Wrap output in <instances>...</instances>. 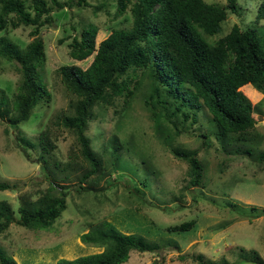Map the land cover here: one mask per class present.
<instances>
[{
  "label": "rangeland",
  "instance_id": "obj_1",
  "mask_svg": "<svg viewBox=\"0 0 264 264\" xmlns=\"http://www.w3.org/2000/svg\"><path fill=\"white\" fill-rule=\"evenodd\" d=\"M57 1L72 6L53 11L52 24L39 31L45 57L40 76L49 97L38 102L18 131L6 120L13 112L0 120V182L15 189L0 192V203H6L18 219L17 210L23 201L37 198L49 182H54L67 185L66 210L48 230L10 225L0 236L2 252L17 264H58L60 260L100 254L103 249L83 244L81 236L106 222L124 235H138L160 247L167 243L177 247L165 248L170 251L159 254L132 252L124 264H152L162 259L163 264H264V216L249 217L253 207L264 210V160H259L264 154V94L252 86L244 89L257 120L251 131L253 140L239 144L242 149L251 150L249 156L233 153V147L226 144V151L222 150L206 110L189 111L196 115V121L191 123L189 119L184 123L183 133L173 145L185 151L198 150L201 182L198 187H191L187 164L175 159L155 133L152 115L145 105L151 94V80L146 72L138 70L128 81L133 95L126 104L120 96L114 108L96 104L92 110L86 136L112 172L98 182L94 178L82 182L79 189V178L88 167L80 157L74 134L60 122L63 116L73 113L76 98L63 86L59 69L76 66L85 70L92 62L93 55L81 62L69 56L72 38L84 27H97V47L111 31L130 29L132 19L129 10L116 15L115 0H85L87 7L74 6L77 0ZM204 1L226 4V0ZM236 1L239 11L227 16L221 36L233 25L245 29L256 24L255 11L260 0ZM31 29H8L0 37L11 40L23 51L33 40L29 36ZM20 83L14 66L0 58V91L9 102ZM43 132L55 149L44 155L37 145L26 157L16 137L36 145ZM205 139L210 146L202 145ZM113 140L120 145V152L114 156L109 154ZM126 141H131L132 149L123 148ZM123 179L131 181L133 193L123 187ZM189 220H195L196 226L188 233L165 232V228Z\"/></svg>",
  "mask_w": 264,
  "mask_h": 264
},
{
  "label": "trees",
  "instance_id": "obj_2",
  "mask_svg": "<svg viewBox=\"0 0 264 264\" xmlns=\"http://www.w3.org/2000/svg\"><path fill=\"white\" fill-rule=\"evenodd\" d=\"M115 2L117 16L130 11V29L111 31L96 47L98 29L87 25L72 38L69 56L81 62L93 55L92 62L85 70L76 66L59 69L63 86L76 98L73 113L63 116L60 122L74 134L80 157L88 167L79 178L78 188L82 189V182L86 183L91 178L98 182L112 172V168L104 165L92 149L86 130L96 104L114 108L120 96L127 103L133 95L128 81L138 70L146 72L151 80V94L145 105L152 115L155 133L175 159L187 164L191 187H198L201 182L202 166L197 160L198 150L185 151L173 145L183 133L184 123L189 119L191 123L196 121V115L190 110H206L214 128V137L220 142L222 150L226 151V144L233 147V153L251 155L249 148L242 149L239 144L253 140L251 131L257 122L244 89L252 86L264 94V0L257 5L254 26L241 29L233 25L223 36L222 24L227 16L239 11L236 0H226L224 6L204 0ZM71 6L57 0H49V3L47 0H0V33L20 26L32 28L29 36L33 40L23 51L11 40L0 37V58L12 64L21 77L11 102L0 91V120L13 112V116L6 120L14 131H18L19 126L29 119L42 98L49 97L40 76L45 57L39 31L52 24L53 11ZM74 6L87 7V3L77 0ZM38 140L39 144L35 145L19 135L16 137L26 157L31 156V150L37 145H40L44 155L55 149L46 132L41 133ZM202 145L210 146L209 140L205 139ZM124 146L125 150L132 149L131 141L124 142ZM109 148L110 155L120 152L116 140ZM259 160H264V154ZM143 163H146L145 160ZM121 182L126 190L134 192L131 181L123 179ZM8 190L15 189L0 182V192ZM67 197V185L49 182V187L37 198L23 201L17 210L18 219L6 203H0V236L12 224L33 231L48 230L66 210ZM261 216H264V210L251 208L250 218ZM195 226L196 221L189 220L169 226L165 232L180 235ZM81 241L103 251L71 261L60 260L58 264H124L132 252L159 254L162 250L170 251L165 248H177L171 243L160 247L148 243L141 236L124 235L106 222L81 236ZM72 252L64 254L71 256ZM0 264L17 263L0 249ZM152 264H163V259Z\"/></svg>",
  "mask_w": 264,
  "mask_h": 264
}]
</instances>
